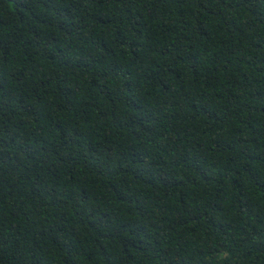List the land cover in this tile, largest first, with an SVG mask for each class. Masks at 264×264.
<instances>
[{"label":"trees","instance_id":"16d2710c","mask_svg":"<svg viewBox=\"0 0 264 264\" xmlns=\"http://www.w3.org/2000/svg\"><path fill=\"white\" fill-rule=\"evenodd\" d=\"M0 264H264V0H0Z\"/></svg>","mask_w":264,"mask_h":264}]
</instances>
